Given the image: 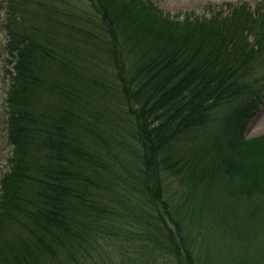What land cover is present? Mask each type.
Returning <instances> with one entry per match:
<instances>
[{"label": "trees", "instance_id": "1", "mask_svg": "<svg viewBox=\"0 0 264 264\" xmlns=\"http://www.w3.org/2000/svg\"><path fill=\"white\" fill-rule=\"evenodd\" d=\"M80 1H0V264H264V1Z\"/></svg>", "mask_w": 264, "mask_h": 264}, {"label": "rangeland", "instance_id": "2", "mask_svg": "<svg viewBox=\"0 0 264 264\" xmlns=\"http://www.w3.org/2000/svg\"><path fill=\"white\" fill-rule=\"evenodd\" d=\"M4 1V0H0ZM32 1H40V3L36 6H42L44 5L46 8L50 5V7L57 8L60 13H57L55 16L60 17L62 11H64V14H67L68 18L73 19V23L75 24H81L84 25L86 21L83 18H78L77 15H82L83 12H85L89 17V12H87V6L85 1L80 0H32ZM156 5H158L161 9H163L166 12H169L170 14H175L178 12H192L198 15H208L209 9L224 6L226 2H235L238 0H152ZM251 4H253L256 1L259 0H244ZM264 1V0H263ZM49 4V5H47ZM3 15V11L1 13ZM76 15V16H75ZM2 19H0V46H3L4 40H3V29L1 27ZM3 21V20H2ZM85 22V23H84ZM85 28H93L92 26H86ZM99 33V32H97ZM3 56H5L2 53V60L4 59ZM95 62L93 61V66L103 62L105 60V56L103 52H99L95 56ZM0 61V174L4 170L5 162H6V156L8 154L9 146L6 143V137H5V129H4V120H5V114L3 109V97H4V91L7 87V82L4 80V69L3 68V61ZM98 60H101L98 62ZM264 133V98L262 103H260L259 108L255 115L250 119L248 125L246 126L244 130V135L247 138H252L255 136H258L260 134ZM171 180V179H170ZM206 226V221L200 228ZM117 246V245H116ZM112 246L109 247L110 250H113L116 248ZM108 248V247H107ZM115 251V250H114Z\"/></svg>", "mask_w": 264, "mask_h": 264}]
</instances>
